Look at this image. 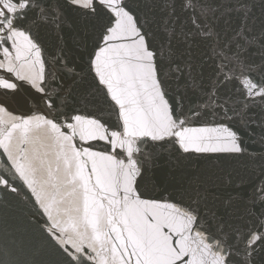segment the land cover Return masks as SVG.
Wrapping results in <instances>:
<instances>
[{"label": "snow or ice", "instance_id": "1", "mask_svg": "<svg viewBox=\"0 0 264 264\" xmlns=\"http://www.w3.org/2000/svg\"><path fill=\"white\" fill-rule=\"evenodd\" d=\"M0 264H264V0H0Z\"/></svg>", "mask_w": 264, "mask_h": 264}]
</instances>
